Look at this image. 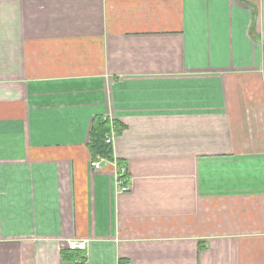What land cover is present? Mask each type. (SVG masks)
I'll use <instances>...</instances> for the list:
<instances>
[{
  "label": "crops",
  "instance_id": "0c3cea01",
  "mask_svg": "<svg viewBox=\"0 0 264 264\" xmlns=\"http://www.w3.org/2000/svg\"><path fill=\"white\" fill-rule=\"evenodd\" d=\"M0 264H264V0H0Z\"/></svg>",
  "mask_w": 264,
  "mask_h": 264
},
{
  "label": "trees",
  "instance_id": "16d2710c",
  "mask_svg": "<svg viewBox=\"0 0 264 264\" xmlns=\"http://www.w3.org/2000/svg\"><path fill=\"white\" fill-rule=\"evenodd\" d=\"M110 133V123L107 119H97L92 125L90 132V140L88 148L91 156H101L102 158L111 160L112 149L111 146L105 143V137ZM64 258L70 257V251L62 252Z\"/></svg>",
  "mask_w": 264,
  "mask_h": 264
},
{
  "label": "built area",
  "instance_id": "2783aa9c",
  "mask_svg": "<svg viewBox=\"0 0 264 264\" xmlns=\"http://www.w3.org/2000/svg\"><path fill=\"white\" fill-rule=\"evenodd\" d=\"M114 139V132H113V128L110 127V133L108 135H106L105 137V143L108 145H112ZM104 160H107L105 158H102L101 156L97 155V156H92L91 161H90V166L93 170L98 171L102 169V162ZM121 177H122V170L118 173V182L120 184H122L121 181ZM123 191H127V187L124 186L122 188Z\"/></svg>",
  "mask_w": 264,
  "mask_h": 264
}]
</instances>
